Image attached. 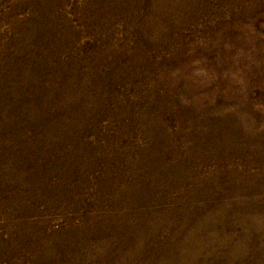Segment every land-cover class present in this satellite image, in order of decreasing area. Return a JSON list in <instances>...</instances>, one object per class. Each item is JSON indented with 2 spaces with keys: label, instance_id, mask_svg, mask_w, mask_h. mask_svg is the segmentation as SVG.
Returning <instances> with one entry per match:
<instances>
[{
  "label": "rangeland",
  "instance_id": "374dc122",
  "mask_svg": "<svg viewBox=\"0 0 264 264\" xmlns=\"http://www.w3.org/2000/svg\"><path fill=\"white\" fill-rule=\"evenodd\" d=\"M0 264H264V0H0Z\"/></svg>",
  "mask_w": 264,
  "mask_h": 264
}]
</instances>
